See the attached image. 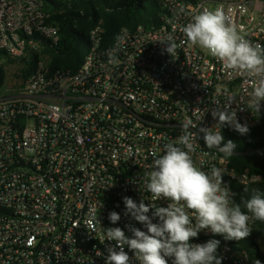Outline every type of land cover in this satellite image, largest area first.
<instances>
[{
    "label": "built area",
    "instance_id": "built-area-1",
    "mask_svg": "<svg viewBox=\"0 0 264 264\" xmlns=\"http://www.w3.org/2000/svg\"><path fill=\"white\" fill-rule=\"evenodd\" d=\"M157 3V24L124 27L109 45L95 24L83 62L71 72L50 69L41 53L43 41L56 44L61 30L43 2L0 0V264H106L108 246L119 247L97 238L101 227H119L128 236L129 224L146 231L125 215L123 197L153 202L145 187L153 153L162 154L164 144L175 141L185 119L197 125L191 129L194 162L205 160V171L213 164L225 169L223 182L232 193L233 180L264 178L236 172L222 153L207 148L200 132L217 124L212 113L223 111L229 96L228 111L248 129L264 119V101L254 114L247 105L248 78L183 43L182 31L192 15L220 9L247 40L264 47V0ZM169 35L178 46L175 56L161 42ZM35 52L33 70L23 76ZM225 127L231 126L221 127L223 136ZM154 203L166 207L169 201ZM112 211L120 214L116 223L108 218ZM93 213L101 225L91 220ZM92 224L95 233L85 226ZM209 239L220 241L222 264H251L248 250L223 235L201 230L190 243ZM124 250L130 264H139L127 245Z\"/></svg>",
    "mask_w": 264,
    "mask_h": 264
},
{
    "label": "clouds",
    "instance_id": "clouds-1",
    "mask_svg": "<svg viewBox=\"0 0 264 264\" xmlns=\"http://www.w3.org/2000/svg\"><path fill=\"white\" fill-rule=\"evenodd\" d=\"M182 31L186 37L183 43L200 47L220 61L226 71L248 78L251 91L247 94V105L254 114L259 113L264 101V47L247 40L220 9L192 15ZM165 41L166 51L175 56L178 46L173 37L169 35L161 42ZM233 98H227L223 111H213V117L218 116L213 128H200L207 148H215L223 158L233 156L237 144L231 139L225 142L221 127L228 124L241 134L249 131L247 125L239 123L235 111H228ZM196 126L191 119H185L175 141L164 144L162 154L153 153L152 170L145 185L152 203L146 204L142 199L137 204L131 197H123L125 215L141 223L146 231L129 224L128 236L119 227H101L97 238L102 243L114 240L119 247L117 250L108 246L106 264H130L125 245L134 252L139 264H168L166 257L172 258V264H222L217 254L219 240L209 239L202 244L190 240L206 230L223 235L226 240L240 241L250 235V221L264 222V190L245 185L249 198L235 202L234 194L223 182L225 169L213 164L205 171V160H200L199 165L194 162L197 143L191 129ZM161 199L169 201L166 207L154 203ZM150 208L154 209L151 216ZM108 218L116 223L121 217L112 211ZM153 218L158 222L154 223ZM91 220L101 225L95 213ZM85 226L96 232L95 224ZM97 255L102 253L97 251Z\"/></svg>",
    "mask_w": 264,
    "mask_h": 264
},
{
    "label": "trees",
    "instance_id": "trees-1",
    "mask_svg": "<svg viewBox=\"0 0 264 264\" xmlns=\"http://www.w3.org/2000/svg\"><path fill=\"white\" fill-rule=\"evenodd\" d=\"M44 9L50 13V20L60 26L56 44L49 40L42 43L41 53L46 54L52 70H78L89 49V31L100 23L103 33V45H109L118 31L124 27L138 25L151 26L159 22L157 0H41ZM190 2V0H184ZM34 59L22 68L23 76L29 75L34 67ZM3 76L0 75V88ZM225 142L229 139L237 144L235 154L227 157L229 166L236 172H250L264 175V119L246 134H241L233 127L224 128ZM258 187L264 190V178L250 184L232 181L233 199L242 202L249 198L244 186ZM222 238V237H221ZM224 238V236H223ZM220 239V237H218ZM222 240V239H221ZM238 247L248 250L250 263L264 264V222L254 221L248 237L243 240H231ZM218 254V253H217Z\"/></svg>",
    "mask_w": 264,
    "mask_h": 264
}]
</instances>
